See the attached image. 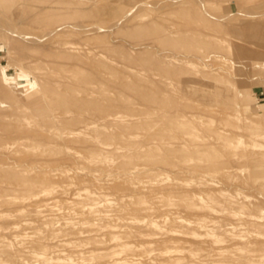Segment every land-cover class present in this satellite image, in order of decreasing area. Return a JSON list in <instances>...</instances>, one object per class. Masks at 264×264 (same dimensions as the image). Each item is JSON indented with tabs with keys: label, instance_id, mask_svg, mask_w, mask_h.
I'll list each match as a JSON object with an SVG mask.
<instances>
[{
	"label": "rangeland",
	"instance_id": "1",
	"mask_svg": "<svg viewBox=\"0 0 264 264\" xmlns=\"http://www.w3.org/2000/svg\"><path fill=\"white\" fill-rule=\"evenodd\" d=\"M0 166L1 264H264V0H0Z\"/></svg>",
	"mask_w": 264,
	"mask_h": 264
},
{
	"label": "bare ground",
	"instance_id": "2",
	"mask_svg": "<svg viewBox=\"0 0 264 264\" xmlns=\"http://www.w3.org/2000/svg\"><path fill=\"white\" fill-rule=\"evenodd\" d=\"M175 58V57H174ZM167 60H169V57H168V59ZM178 60V59H177ZM181 61V60H180ZM172 62V61H171ZM174 62V61H173ZM182 62V61H181ZM169 63V62H168ZM167 63V64H168ZM176 63V62H175ZM178 64H180V63H178ZM184 63H182L181 65H183ZM171 66H173V65H171ZM3 78L5 79V75L3 74ZM165 84V83H164ZM92 93V92H91ZM176 112V111H175ZM133 121V120H132ZM116 122V121H115ZM87 128H88V125L86 126ZM85 127V128H86ZM94 128V127H93ZM94 129H96V128H94ZM70 130V129H69ZM67 132H69V131H67ZM75 133H77V132H71V134H75ZM78 136L80 135V134H77ZM76 135V136H77ZM72 136V135H71ZM74 136V135H73ZM100 137V136H99ZM98 137V138H99ZM73 138V137H72ZM74 138H76V137H74ZM102 138V137H101ZM78 139V138H77ZM101 140V139H100ZM19 141V140H18ZM40 141V140H39ZM102 141V140H101ZM99 146V145H98ZM102 146V145H101ZM105 147V146H104ZM184 148V147H183ZM11 153V152H10ZM100 158H101V156H100ZM109 159V158H108ZM97 161V160H96ZM95 161V162H96ZM4 167V166H3ZM0 168H2V166H0ZM216 169V168H215ZM19 170H21L20 168H19ZM23 170V169H22ZM97 170V169H96ZM93 171H95V170H93ZM98 171V170H97ZM154 171V170H153ZM235 171V170H234ZM24 171H22V173H23ZM135 173V172H134ZM230 173V172H229ZM24 174V173H23ZM130 174H132V173H130ZM153 175V174H152ZM158 175V174H157ZM90 176V175H89ZM93 176V175H92ZM25 178V177H24ZM151 178V177H150ZM152 179V178H151ZM201 179V178H200ZM103 180V179H102ZM113 180V179H112ZM150 180V179H149ZM202 180V179H201ZM233 180V179H232ZM153 181V180H152ZM203 181V180H202ZM30 183V182H29ZM199 183H201V182H199ZM251 183V182H250ZM31 184V183H30ZM211 184V183H210ZM199 185H201V184H199ZM213 185V184H212ZM85 187H86V185H85ZM87 187H88V185H87ZM79 188V187H78ZM200 188V187H199ZM198 188V189H199ZM203 188H206V187H203ZM56 189V188H55ZM77 189V188H76ZM168 189V188H167ZM211 189H212V187H211ZM226 189V188H225ZM96 190V189H95ZM197 190V189H196ZM39 191V190H38ZM40 191H42V190H40ZM97 191V190H96ZM151 191H153L152 189H151ZM167 191H169V190H167ZM198 191V190H197ZM54 192V191H53ZM90 192V191H89ZM98 192V191H97ZM103 192V191H102ZM202 192V191H201ZM77 193H78V191H77ZM82 194H83V192H81ZM84 193H85V191H84ZM100 193V192H99ZM105 193V192H104ZM228 193H230V192H228ZM48 194V193H47ZM51 194H52V191H51ZM61 194V193H60ZM63 194V193H62ZM107 194H108V192H107ZM45 195V194H44ZM43 194H42V196H44ZM58 195V194H57ZM75 195V194H74ZM79 196H80V198H84L85 199V197H81V195L80 194H78ZM103 195V194H102ZM109 195V194H108ZM226 195V194H225ZM47 196V195H46ZM78 196V197H79ZM134 196V195H133ZM231 196V195H230ZM243 196V195H242ZM48 197V196H47ZM46 197V198H47ZM51 197V196H50ZM53 197V196H52ZM62 197V196H61ZM68 197V196H67ZM213 197V196H212ZM229 197V196H228ZM227 196H225V198H228ZM54 198V197H53ZM56 198V197H55ZM211 198V197H210ZM224 198V197H223ZM249 198V197H248ZM247 198V199H248ZM4 199V198H3ZM45 199V198H44ZM48 200H49V198H47ZM46 199V200H47ZM51 199V198H50ZM79 199V198H78ZM78 199H77V201H78ZM112 198H107V197H104V198H102L101 199V202H104L105 203V205H106V207H108V208H110L111 206H112V204H113V200H111ZM204 199V198H203ZM222 198H220V200H221ZM231 199V198H230ZM250 199V198H249ZM248 199V200H249ZM8 200V199H7ZM46 200H45V202H46ZM56 200H57V198H56ZM55 200V201H56ZM75 200H76V198H75ZM74 200V201H75ZM80 200V199H79ZM88 200V199H87ZM247 200V201H248ZM251 200V199H250ZM42 201V200H41ZM51 201V203L52 202H54V201H52V200H50ZM50 201H48V202H50ZM124 201V200H123ZM175 201V200H174ZM216 201V200H215ZM234 201V200H233ZM44 202V201H43ZM170 202H171V199H170ZM199 202H200V199H199ZM216 202H218V201H216ZM229 202V201H228ZM237 202V201H236ZM255 201H253V202H251L252 204L254 203ZM8 203V202H7ZM51 203H49V204H51ZM67 203V202H66ZM77 205L79 204V203H77V202H75ZM84 203V202H83ZM201 203V202H200ZM204 203V202H203ZM250 203V202H249ZM46 204V203H45ZM48 204V205H49ZM75 204V205H76ZM96 204V203H95ZM94 204V205H95ZM100 204H102V203H100ZM225 204V203H224ZM234 204V203H233ZM37 205V204H36ZM51 205H54V204H51ZM73 205V204H72ZM83 205V204H82ZM237 205V204H236ZM241 205V204H240ZM47 206V205H46ZM60 206V205H59ZM139 206V205H138ZM145 206V205H144ZM206 206L207 205H205V208H206ZM248 206V205H247ZM38 207H40V206H38ZM56 207V206H55ZM71 207V206H70ZM92 207V206H91ZM96 207V206H95ZM99 207V206H98ZM141 207V206H140ZM139 207V208H140ZM224 207V206H223ZM246 207V206H245ZM249 207V206H248ZM44 208V207H43ZM48 208V207H47ZM57 208V207H56ZM59 208V207H58ZM94 208V207H93ZM112 208V207H111ZM177 208V207H176ZM214 208V207H213ZM237 208V207H236ZM45 209V208H44ZM48 209H50V208H48ZM59 209H61V208H59ZM65 209V208H64ZM70 209V208H69ZM168 209V208H167ZM172 209V208H171ZM174 209V208H173ZM224 209V208H223ZM223 209H222V211H223ZM248 209V208H247ZM36 210V209H35ZM40 210V209H39ZM47 210V209H46ZM56 210H58V209H56ZM63 210V209H62ZM71 210V209H70ZM108 210V209H107ZM110 210H112V209H110ZM151 210H153V209H151ZM176 209H174V211H175ZM182 210V209H181ZM206 210V209H205ZM204 210V211H205ZM209 210V209H208ZM225 210V209H224ZM239 212H241L239 209H237ZM243 210V209H242ZM246 210V209H245ZM27 211H29V210H27ZM44 211V210H43ZM48 211V210H47ZM66 211V210H65ZM247 211V210H246ZM32 212V211H31ZM42 212V211H41ZM46 212V211H45ZM49 212H51V210L49 211ZM59 212H61V210L59 211ZM58 212V213H59ZM63 212V211H62ZM67 212V211H66ZM65 212V213H66ZM69 212V211H68ZM67 212V213H68ZM184 212V211H183ZM190 212V211H189ZM192 212V211H191ZM33 213V212H32ZM40 213V212H39ZM57 213V215H59ZM72 213V212H71ZM145 213V212H144ZM148 213V212H147ZM209 213V212H208ZM207 213V214H208ZM249 213H251V212H249ZM20 214V213H19ZM49 214H51V213H49ZM73 214V213H72ZM115 214V213H114ZM196 214V213H195ZM200 215H201V213H199ZM198 214V215H199ZM212 214H214V213H212ZM225 214V213H224ZM240 214V213H239ZM29 215V214H28ZM32 215V214H31ZM34 215V214H33ZM32 215V216H33ZM36 215V214H35ZM52 215V214H51ZM68 215H69V213H68ZM74 215V214H73ZM98 215V214H97ZM151 215V214H150ZM199 215V216H200ZM211 215V214H210ZM220 215H223V213L222 214H220ZM248 215V214H247ZM253 215V214H252ZM251 215V216H252ZM46 216H47V214H46ZM71 216V215H70ZM152 216V215H151ZM207 216V215H206ZM209 216V215H208ZM249 216V215H248ZM256 216V215H255ZM37 217V216H36ZM136 217V216H135ZM147 217H149V214H148V216ZM155 217H156V215H155ZM235 217V216H234ZM40 218V217H39ZM67 218V217H66ZM77 218H78V216H77ZM102 218V217H101ZM116 218V217H115ZM174 218H176V217H174ZM28 219V218H27ZM26 219V220H27ZM55 219V218H54ZM59 219V218H58ZM58 219H55V220H58ZM72 219V218H71ZM138 219V218H137ZM259 219V218H258ZM23 220H25V219H23ZM46 220V219H45ZM44 220V221H45ZM60 221H61V219H59ZM66 220H68V219H66ZM95 220V219H94ZM98 220V219H97ZM153 220H154V217H153ZM163 220V219H162ZM199 220V219H198ZM202 220V219H201ZM29 221V220H28ZM36 221H38V220H36ZM42 221V220H41ZM40 221V222H41ZM47 221V220H46ZM65 221V220H64ZM79 221V220H78ZM105 221V220H104ZM138 221V220H137ZM176 221V220H175ZM233 221V220H232ZM247 221L249 222V224L250 223H253V224H258V222H257V220L256 219H254V218H252V217H247ZM53 222V221H52ZM55 222V221H54ZM62 222V221H61ZM68 222V221H67ZM139 222V221H138ZM149 222V221H148ZM168 222H169V220H168ZM178 222H179V224L182 226L181 227V229L183 228V227H185V228H187V227H189L190 226V224L192 223L191 221H189L188 219L187 220H184V218L182 219V218H178ZM260 222H261V220H260ZM11 223H13V222H11ZM11 223H9L8 222V224H11ZM15 223V222H14ZM19 223H21L20 221H19ZM29 223V222H28ZM38 223H39V221H38ZM59 223V222H58ZM57 223V224H58ZM156 223V222H155ZM170 223V222H169ZM216 223V222H215ZM7 224V225H8ZM22 224V223H21ZM71 224V223H70ZM150 224H152V223H150ZM25 225V224H24ZM27 225H29V224H27ZM40 225V224H39ZM44 225V224H43ZM56 225V224H55ZM55 225H54V227H55ZM148 225V224H147ZM152 225H154V224H152ZM163 225H165V224H163ZM162 225V226H163ZM167 225V224H166ZM196 225H197V227L199 228V229H202V230H208V229H210V228H212V229H215V230H218V229H220L221 227H219L218 225H216V224H214V223H208V222H205V221H197L196 222ZM41 226V225H40ZM75 226V225H74ZM87 226V225H86ZM97 226H98V224H97ZM128 226V225H127ZM157 226V225H156ZM160 226H161V224H160ZM13 227V226H12ZM12 227H10V228H12ZM17 227V226H16ZM27 227V226H26ZM32 227V226H31ZM43 227V226H42ZM53 227V226H52ZM68 227H69V225H68ZM105 227V226H104ZM109 227V226H108ZM134 227H135V225H134ZM154 227V226H153ZM175 228H176V226H174ZM260 227V226H259ZM4 228H6V227H4ZM36 228V227H35ZM45 228V227H44ZM64 228V227H63ZM67 228V227H66ZM128 228V227H127ZM141 228V227H140ZM162 228V227H161ZM161 228H159V230L161 229ZM172 228V227H171ZM233 228V227H232ZM262 228V227H261ZM25 229V228H24ZM47 229H48V227H47ZM53 229V228H52ZM51 229V230H52ZM76 229H78V227L76 228ZM154 229V228H153ZM156 229V228H155ZM165 229H167V228H165ZM169 229V228H168ZM168 229L166 230V231H168ZM184 229V228H183ZM191 229V228H190ZM242 229V228H241ZM248 229V228H247ZM260 229V228H259ZM2 230V229H1ZM64 230H65V228H64ZM129 230V229H128ZM172 230V229H171ZM187 230V229H186ZM196 230H198V229H196ZM195 230V231H196ZM224 230V229H223ZM226 231H231L230 229H225ZM245 230V229H244ZM253 230V229H252ZM5 231H7V230H5ZM4 231V232H5ZM15 231H19V230H15ZM14 231V232H15ZM38 231V230H37ZM36 231V232H37ZM60 231V230H59ZM58 231V232H59ZM116 231V230H115ZM122 231V230H121ZM137 231V230H136ZM155 231V230H154ZM166 231H164V233L166 232ZM210 231H211V229H210ZM239 231V230H238ZM241 231V230H240ZM239 231V232H240ZM4 232H2V233H4ZM13 232V231H12ZM22 232V231H21ZM26 232V231H25ZM29 232V231H28ZM40 232V231H39ZM38 232V233H39ZM57 232V233H58ZM140 232V231H139ZM138 232V233H139ZM161 232V231H160ZM170 232H172V231H170ZM170 232H169V235H171L170 234ZM176 232V231H175ZM182 232V231H181ZM181 232H179V233H181ZM245 232H247V231H245ZM8 233V232H7ZM10 233V232H9ZM103 233V232H102ZM137 233V232H136ZM149 233V232H148ZM153 233V232H152ZM157 233H158V231H157ZM162 233V232H161ZM174 233V231L172 232V234ZM179 233H178V235H179ZM183 233H185V232H183ZM200 233H202V232H200ZM248 233V232H247ZM11 234H13V233H11ZM98 234H100V233H98ZM151 234V233H150ZM154 234V233H153ZM196 234V233H195ZM215 234V233H214ZM213 234V235H214ZM219 234V233H218ZM25 235V234H24ZM44 235V234H43ZM58 235V234H57ZM152 235V234H151ZM158 235V234H157ZM167 235V234H166ZM181 235H183L182 233H181ZM87 236V235H86ZM90 236V235H89ZM162 236V235H161ZM175 236V235H174ZM203 236V235H202ZM219 236V235H218ZM242 236V235H241ZM17 237H18V235H17ZM36 237V236H35ZM58 237L59 236H57V241H58ZM62 237V236H61ZM72 237V236H71ZM82 237V236H81ZM85 237V236H84ZM137 237V236H136ZM165 237V236H164ZM171 237V236H170ZM169 237V238H170ZM173 237V236H172ZM176 237H177V235H176ZM184 237L186 238V236H185V234H184ZM193 237V236H192ZM196 237V236H195ZM194 237V238H195ZM199 237V236H198ZM215 237H216V235H215ZM214 237V238H215ZM38 238V237H37ZM60 238V237H59ZM68 238H70V237H68ZM68 238H65V239H67V241H69L68 240ZM73 238V237H72ZM87 238H88V236H87ZM162 238H163V236H162ZM168 238V239H169ZM180 238V237H179ZM184 238V239H185ZM187 238H189V237H187ZM186 238V239H187ZM222 238V237H221ZM12 239V238H11ZM19 239V238H18ZM26 239H27V237H26ZM47 239V238H46ZM53 239V238H52ZM76 239V238H75ZM77 239H80V238H78L77 237ZM118 239V238H117ZM135 239H137V238H135ZM146 239H149V238H146ZM159 239V238H158ZM191 239V238H190ZM196 239V238H195ZM194 239V240H195ZM213 239V238H212ZM216 239V238H215ZM214 239V240H215ZM224 239V238H223ZM240 239V238H239ZM15 240V239H14ZM71 240V239H70ZM137 240H139V239H137ZM181 240H183V239H181ZM188 240V239H187ZM193 240V239H192ZM199 240H201V238L199 239ZM198 240V241H199ZM203 240V239H202ZM221 240V239H220ZM244 240V239H243ZM247 240V238L245 239V241ZM252 240V239H251ZM7 241V240H6ZM40 241V240H39ZM56 241V242H57ZM72 241V240H71ZM70 241V242H71ZM73 241H75L74 239H73ZM119 241V240H118ZM128 241H130V240H128ZM140 241V240H139ZM209 241V240H208ZM43 242V241H42ZM42 242H40V243H42ZM45 242V241H44ZM80 242V241H79ZM112 242V241H111ZM114 242V241H113ZM126 242H127V240H126ZM152 242H153V240H152ZM203 242H205L204 240H203ZM211 242V241H210ZM214 242V241H213ZM219 242V241H218ZM47 243V242H46ZM51 243V242H50ZM55 243V242H54ZM59 243V242H58ZM76 243V242H75ZM78 243V242H77ZM151 243V242H150ZM162 243H164V242H162ZM174 243V241L172 242V245H174L173 244ZM179 243V242H178ZM181 243H183L182 241H181ZM181 243H179L180 245H181ZM186 243H188V242H186ZM190 243V242H189ZM224 243V242H223ZM233 243V242H232ZM22 244V243H21ZM48 245H49V243H47ZM66 244V243H65ZM71 244V243H70ZM79 244V243H78ZM149 244V243H148ZM184 244V243H183ZM199 244V243H198ZM209 244V243H208ZM211 244V243H210ZM226 244V243H225ZM224 244V245H225ZM58 245V244H57ZM60 245V244H59ZM80 245V244H79ZM129 245V244H128ZM177 245V244H176ZM199 245H201V244H199ZM206 245V244H205ZM1 246V245H0ZM5 246V245H4ZM13 246V245H12ZM85 246H86V243H85ZM126 246V245H125ZM148 246V245H147ZM184 246H186V245H184ZM198 246V245H197ZM203 246H204V244H203ZM223 246V245H222ZM51 247H53V245H51ZM61 247V246H60ZM89 247V246H88ZM128 247V246H127ZM135 247V246H134ZM187 247V246H186ZM192 247V246H191ZM219 247V246H218ZM56 248V247H55ZM82 248V247H81ZM90 248V247H89ZM93 248V247H92ZM101 248V247H100ZM118 248V247H117ZM152 248V247H151ZM185 248V247H184ZM183 248V249H184ZM211 248H212V246H211ZM220 248V247H219ZM86 249H87V247H86ZM134 249V248H133ZM182 249V250H183ZM208 249H210V248H208ZM58 250V249H57ZM68 250V249H67ZM70 250H72V249H70ZM121 250V249H120ZM123 250V249H122ZM187 250H189V249H187ZM211 250V249H210ZM213 250V249H212ZM212 250H211V252H212ZM136 251V250H135ZM27 252H29V251H27ZM61 252V251H60ZM59 252V253H60ZM74 252V251H73ZM173 252V251H172ZM186 252V251H185ZM55 253V252H54ZM58 253V252H57ZM58 253V254H59ZM68 253V252H67ZM102 253V252H101ZM129 253H131V252H129ZM195 253V252H194ZM37 253H33V255H36ZM134 254V253H133ZM175 255H173V256H171L170 258V260H171V262H173V263H176V264H178V263H180V264H185V262L183 263L182 261H184V258H182V257H180V254L178 255H176V253H174ZM192 254V253H191ZM51 255V254H50ZM54 255V254H53ZM55 255H56V253H55ZM65 255V253L62 255V256H64ZM101 255V254H100ZM104 255V254H103ZM125 255V254H124ZM186 255V254H185ZM210 255V254H209ZM18 256V255H17ZM29 256V255H28ZM39 256V255H38ZM46 256V255H45ZM74 256V255H73ZM72 256V257H73ZM90 256V255H89ZM113 256H114V258H118V252H115L114 254H113ZM170 256V255H169ZM251 256H256V257H260V258H262V257H264V245H261L258 249H256V250H253L252 251V253H251ZM42 257V256H41ZM70 257V256H69ZM71 257V258H72ZM129 257V256H128ZM3 258V257H2ZM20 258V257H19ZM48 258V257H47ZM58 258V257H57ZM59 258H61V257H59ZM66 258V257H65ZM68 258V257H67ZM77 258V257H76ZM93 258V257H92ZM96 258H98V257H96ZM152 258V257H151ZM168 258V257H167ZM166 258V259H167ZM195 258H196V256H195ZM236 258V257H235ZM78 259V258H77ZM165 259V258H164ZM194 259V258H193ZM192 259V260H193ZM19 260H21V258L19 259ZM22 260H24V259H22ZM53 260V259H52ZM67 260V259H66ZM69 260V259H68ZM73 260H76L75 259V256H74V259ZM116 260H118V259H116ZM121 260V259H120ZM186 260H187V258H186ZM226 260H234V256L233 255H229L228 254V256L226 255V256H224L222 253H220L219 255H216V256H209L208 258H206L205 260L203 259H198V260H194L193 262H195L196 261V263L195 264H202V263H206V264H223V263H225L226 262ZM30 261V260H29ZM33 261V260H32ZM80 261V260H79ZM115 261V260H114ZM145 261H148V260H146L145 259ZM151 261V260H150ZM22 262V261H21ZM52 262V261H51ZM54 262V261H53ZM59 262V261H58ZM61 262V261H60ZM75 262V261H74ZM89 262V261H88ZM139 262V261H138ZM189 262V261H188ZM32 263V262H31ZM45 263H49L48 262V260L45 262ZM57 263V262H56ZM93 263V262H92ZM136 263H137V261H136ZM143 263H144V260H143ZM166 263V262H165ZM0 264H1V262H0ZM23 264H25L24 262H23ZM60 264V263H59ZM86 264V263H85ZM138 264V263H137ZM186 264H188V263H186ZM189 264H191V263H189Z\"/></svg>",
	"mask_w": 264,
	"mask_h": 264
}]
</instances>
